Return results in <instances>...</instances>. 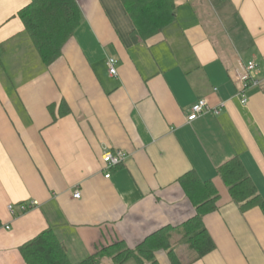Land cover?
Instances as JSON below:
<instances>
[{
    "label": "crops",
    "instance_id": "crops-1",
    "mask_svg": "<svg viewBox=\"0 0 264 264\" xmlns=\"http://www.w3.org/2000/svg\"><path fill=\"white\" fill-rule=\"evenodd\" d=\"M75 1L81 24L47 66L19 18L31 0H0V264H26L21 248L48 230L80 264L164 229L181 264H264V213L243 211L219 174L239 158L264 198V0H176L147 41L121 0ZM249 63L257 86L243 83ZM199 100L225 108L188 123ZM109 150L128 157L106 178ZM191 173L220 196L204 219L215 249L197 261L175 230L196 213L180 182Z\"/></svg>",
    "mask_w": 264,
    "mask_h": 264
},
{
    "label": "trees",
    "instance_id": "trees-1",
    "mask_svg": "<svg viewBox=\"0 0 264 264\" xmlns=\"http://www.w3.org/2000/svg\"><path fill=\"white\" fill-rule=\"evenodd\" d=\"M175 1L121 0L135 26V40L147 41L171 25L176 18ZM19 18L47 66L61 57L63 47L81 24L80 9L75 0H31V4L19 12ZM219 174L243 211L258 207L264 213V198L259 195L239 158L226 163L219 169ZM180 182L196 213L175 230L181 238L179 244L188 246L197 261L215 249L204 219L218 209L220 196L213 183L201 180L196 173L188 174ZM172 231L174 229H164L136 249L116 243L80 264H104L105 259L111 260V264H125L130 260H135L137 264H158L155 253L160 250L167 252L172 264H181L177 245L173 242L174 235L170 233ZM21 254L26 264H72L53 230L42 233L22 247Z\"/></svg>",
    "mask_w": 264,
    "mask_h": 264
},
{
    "label": "built area",
    "instance_id": "built-area-1",
    "mask_svg": "<svg viewBox=\"0 0 264 264\" xmlns=\"http://www.w3.org/2000/svg\"><path fill=\"white\" fill-rule=\"evenodd\" d=\"M118 60L114 58H108L106 61V67L108 73L111 77H118ZM247 72L243 78L244 85L252 84L253 86H257L259 83L255 79V73L257 70V65L255 63H249L246 68ZM248 103V99L244 95L242 97V104L246 105ZM225 105L221 104L219 107L211 108L206 100H199L197 103H194L190 106L187 114V122L193 123L202 117L206 113H212L215 116H219L224 110ZM127 155L120 151H106L103 155V163L106 166V170L109 172L112 169L118 168L123 165L127 159ZM110 172L106 175V178H110ZM81 197L79 189H76L74 198L79 199ZM39 205L38 202H30L24 203L21 205L22 213H26L27 211L37 207ZM9 211L14 214L15 208L14 206H9ZM6 229H10V227H6Z\"/></svg>",
    "mask_w": 264,
    "mask_h": 264
},
{
    "label": "rangeland",
    "instance_id": "rangeland-1",
    "mask_svg": "<svg viewBox=\"0 0 264 264\" xmlns=\"http://www.w3.org/2000/svg\"><path fill=\"white\" fill-rule=\"evenodd\" d=\"M128 264H135V262L134 261H130Z\"/></svg>",
    "mask_w": 264,
    "mask_h": 264
}]
</instances>
